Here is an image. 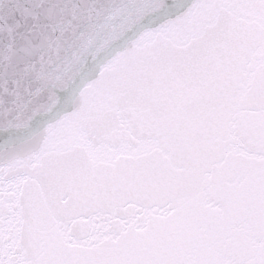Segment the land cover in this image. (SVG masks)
I'll list each match as a JSON object with an SVG mask.
<instances>
[{
  "label": "snow or ice",
  "instance_id": "obj_1",
  "mask_svg": "<svg viewBox=\"0 0 264 264\" xmlns=\"http://www.w3.org/2000/svg\"><path fill=\"white\" fill-rule=\"evenodd\" d=\"M138 3L155 35L102 77L24 111L0 74V264H264V0Z\"/></svg>",
  "mask_w": 264,
  "mask_h": 264
},
{
  "label": "water",
  "instance_id": "obj_2",
  "mask_svg": "<svg viewBox=\"0 0 264 264\" xmlns=\"http://www.w3.org/2000/svg\"><path fill=\"white\" fill-rule=\"evenodd\" d=\"M144 11L143 8L137 10L96 38L57 56L19 80L23 85L20 96L22 110L27 111L36 98L50 94L52 87H68L82 75L90 62H95L99 78L133 52L148 46L156 30L149 28L136 32V26L140 23ZM95 82L92 80L90 84H86L85 90ZM43 106L41 104L36 110L39 111Z\"/></svg>",
  "mask_w": 264,
  "mask_h": 264
}]
</instances>
